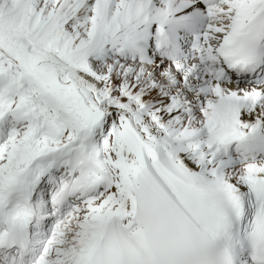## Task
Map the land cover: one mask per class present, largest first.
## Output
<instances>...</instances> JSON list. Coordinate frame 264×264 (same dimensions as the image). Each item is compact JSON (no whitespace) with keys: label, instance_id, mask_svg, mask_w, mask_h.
<instances>
[{"label":"snow or ice","instance_id":"obj_1","mask_svg":"<svg viewBox=\"0 0 264 264\" xmlns=\"http://www.w3.org/2000/svg\"><path fill=\"white\" fill-rule=\"evenodd\" d=\"M0 264H264V0H0Z\"/></svg>","mask_w":264,"mask_h":264}]
</instances>
